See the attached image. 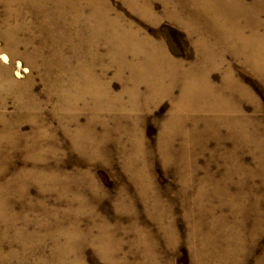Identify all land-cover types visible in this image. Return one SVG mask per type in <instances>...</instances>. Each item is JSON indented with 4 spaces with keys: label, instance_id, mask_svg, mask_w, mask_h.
<instances>
[{
    "label": "bare ground",
    "instance_id": "obj_1",
    "mask_svg": "<svg viewBox=\"0 0 264 264\" xmlns=\"http://www.w3.org/2000/svg\"><path fill=\"white\" fill-rule=\"evenodd\" d=\"M123 1L149 21L157 23L162 18H168L186 27L195 37L197 59L190 65L176 59L167 52L164 43L157 42L131 21H124V15L114 12L111 4L105 0H0V36L8 45L10 55L17 56L19 47L23 46L25 50L20 52L38 68H42L39 60H43L44 55L41 56L40 51L44 47L43 42L41 47H35L33 40L44 33L52 35L54 29L65 32L73 29L77 35L88 34L90 45L95 47L91 56L98 60L103 57L99 47L102 39L107 40L109 59L117 65L120 76L126 71L130 73L121 93H113L110 85L96 75L95 67L86 66L85 63L76 69L73 67L72 72L44 70L43 76L52 79V88L61 87V101L67 103L63 110L68 114L62 128L64 133L71 135L70 125L76 123L73 142L78 150L90 158L110 160L108 143L113 139L121 150H131L126 157L125 169L139 186L140 198L150 200H145L146 210L158 220L162 229L155 232L153 228L139 226L136 200L131 198L127 204L129 211L126 207L121 208L123 213L129 214L131 211L129 229H119V224L117 227L111 226L102 220L100 223L94 222L86 233L79 234L76 227L80 220L68 210L69 217L72 216L69 224L71 228L61 233L67 242L61 243L54 233L56 231L29 233V223L25 221L21 229H14L17 230L14 238L20 242V253L26 259L28 254L35 253V246H27L28 243L36 245L43 252L45 247L42 243L50 237L54 239V246L48 259L56 258V264H85L82 252L86 244L94 245L108 264H174L167 259L161 244L163 239L169 248L178 244L179 233L174 229L175 221L170 219V209L166 208L154 183L155 179L150 178L149 182L145 180L143 169L146 166H135L146 154V139L143 140L138 125L141 118L136 117L140 113L138 109L150 101L157 102L159 98L168 96L174 103L161 125L160 148L165 163L175 167L182 183L179 193L184 198L185 215L193 216L196 222L189 226L192 229L186 231L187 241L195 244L193 262L237 264L236 258H240L241 251L250 239L258 237L256 229L262 231L264 228V194L260 193L264 189V124L262 118L244 112L241 100L246 98L256 103V99L230 69L225 71L219 85L211 80V72L220 66L226 53H231L241 57L264 80V0H254L252 5L259 3L256 7H251L244 0ZM155 1L163 6L160 13L154 8ZM26 33H29L28 38L24 37ZM0 74L3 75L0 76L1 102L7 101L6 91L10 90L18 106L34 103L31 97L34 78L31 75L26 80L14 79L10 76L9 66H1ZM66 76L72 77L71 86L65 87ZM141 83L148 86L149 92L145 95L139 89ZM176 88H180L178 95L174 94ZM125 96L129 97L128 102ZM138 100L139 103L141 100L145 102L140 105L137 104ZM80 103L90 113L86 125L78 122V117L83 115L78 112ZM255 109L256 112L260 110L258 103ZM106 115H110L109 119L103 117ZM28 117L32 119L31 124L36 126L31 135L32 141L30 135L13 134L20 131L21 119L9 120L0 115V193H4L0 195V220L8 218L6 211L13 214L9 219L10 227L13 228L17 225L15 218H22L23 215L12 213L15 201L9 203L8 199L15 192L18 201H23L22 212L25 217L27 210L36 205L27 199L26 185L30 182L36 184L43 193L55 191L59 199L64 197L70 203L65 194L75 181L74 190L82 198L80 201L85 208L89 201L78 191V176L65 173L61 168L50 170L54 165L49 166L46 164L48 162L61 165L56 158L61 141L55 133H47L49 137L46 136L44 127H40L39 118L34 115ZM97 127H101L102 131H96ZM122 134H127L126 141H122ZM212 140L216 146L210 149ZM228 140L232 142L231 148L227 145ZM44 142L46 148L43 147ZM16 151L20 159L25 163L30 162L33 167L30 169L27 165L22 169H14L8 175V165L12 167L13 153ZM207 151L210 152L211 164L217 159L223 161L225 172L222 178H217L210 169H205L204 174L199 176L196 158ZM48 153L54 156H46ZM247 154L252 155V164L246 163ZM256 177H260V182L252 189L247 188L246 183ZM231 184L235 188L230 191L228 186ZM57 189L60 191L57 192ZM42 205L48 213L54 212L45 203ZM244 229H249L251 234L248 235V230L245 232ZM118 231L129 234V240L126 241L125 236L120 237ZM126 243L128 249H125ZM260 258L259 264H264V259Z\"/></svg>",
    "mask_w": 264,
    "mask_h": 264
},
{
    "label": "rangeland",
    "instance_id": "obj_2",
    "mask_svg": "<svg viewBox=\"0 0 264 264\" xmlns=\"http://www.w3.org/2000/svg\"><path fill=\"white\" fill-rule=\"evenodd\" d=\"M105 1H108L111 4L114 12L122 13L124 15V21H131L135 27L142 29L145 34L150 35L157 42L164 43L167 52L176 59L183 61L186 65H190L197 59L198 49L195 44V37L190 34L188 29L180 23L168 18H162L159 22L154 23L141 17L123 0ZM244 1L251 7L259 6L258 2L252 5L254 3V0ZM154 8L157 13H160L163 9V6L159 1H155ZM262 18L264 19V15L262 16ZM25 35V38L29 37V33H26ZM84 35L75 34L73 29H69L66 32L62 29H54L52 35H50L49 33H44L41 36L34 38L33 42L35 47H41V43L43 42L44 49L40 52L41 56H44L43 60H39V62L42 63V68H38L32 65V63H30L29 60H27L23 56L22 52H24L25 50L23 46L19 47V50L22 52L19 51L17 56L10 55V49L8 45L6 44L4 38L0 36V70L1 66H9L10 76L14 79L26 80L29 75L34 78V86L31 91V97L34 98V103L31 102V105L27 103L22 107L18 106L16 100L13 98V93L10 90H7V101L3 103L0 100V115L6 117L9 120L21 119L20 123L22 124L20 131L13 132V134L21 133L26 136L30 135L31 137V135L34 134L32 132L35 130L36 126H33V124H31L32 119L28 116L33 115L39 118L38 121L40 127H44L43 129L47 137L55 133L54 135H56L61 141L58 154H56V158L61 165L59 166V163L56 164L55 162H48L46 164H49V166L54 165L52 166V168H50V170H58V168H61V171H64L65 173L68 172V174L70 175L72 174L78 176V191L84 194L83 196L87 201L89 200L88 207L85 208L80 201L82 198L77 196V193L74 190L73 185L75 181L74 183L72 182L73 184L71 186V189H67L68 192L66 191L67 193L65 194L69 198L70 203L67 202L68 199H65L64 197L59 199L58 193H56L55 191L43 193L42 191H40V188L36 184L30 182L28 185H26L28 189L27 199L31 201V204L36 205L35 208L27 210L24 217V214L22 212V210L24 209V206L22 204L23 201H18L17 196L14 192L12 194V197H9L8 199L9 203L15 201L13 203L14 210L12 211V213H17V215L23 216L22 218L19 216V218H15L17 222L16 228L10 227L9 223L10 216H12L13 214L6 211L8 218L5 221L0 220V264H56L58 262L56 258L48 259V256L50 255L51 250L54 246V239L50 237L46 238L45 243H42L45 247L43 252L39 251V247H36V245L28 243L27 246L32 245V248H34L35 246V248L33 249L35 250V253L28 254L27 259L22 253H20V242L19 240L14 238V234L17 231L14 229H21L25 221L29 223V228H27L29 233L44 234L48 233L47 231H51L50 233L56 231L54 233L57 234L60 242L65 243L67 242L66 237L61 233L67 232L68 228H71L69 227V224L70 218H72V216L79 218L80 220L78 224L75 223L77 224L76 228L79 234L80 232L86 233L88 229H91L90 226H92L94 222L100 223L103 221H107L111 226L116 227L119 224V229H129L128 226L130 225L132 218V216L130 215L131 211L129 212V214L128 212L123 213L121 211V208L126 207L127 211H129V205H127L129 199L135 198V208L137 213L139 214V226L148 227L150 229L153 228L155 232H158V229L160 228L158 220H155L156 218H152V216L146 210V201L150 202V200L145 199V201L140 198L139 186L131 177L130 172L125 169L126 157L128 153L131 152V150H121L122 148H120V146L113 139L108 143V147L110 146L109 150H111L110 160H107L103 157L90 158L74 146L73 140L75 136L73 134L77 127L76 123H72L70 125V128L72 129L71 135H67L66 133H64L65 131L62 128L64 120L67 119L68 115L63 110V107H66L67 103H63L61 101V87L57 86L55 89L52 88V79L49 80V78L47 79L43 76L44 70L48 71V69H51L54 73L63 71L72 72V70L76 69L79 65L85 63L86 66L91 65L95 67L96 75H99L104 82H107L110 85L112 92L116 94L121 93L124 90V87L127 85V81L125 80H127L130 75L129 71H126L123 75L124 77L120 76L117 65L114 64L111 59H109L107 53L108 44L106 39H102L103 45L101 44L99 46L100 52L103 55L102 60L93 59V57L91 56V52L95 50V47L90 45L89 39L87 37L88 34L85 36ZM50 51H52L53 53H51ZM31 53H34L35 55V52ZM47 55H51L52 57H48ZM36 56L37 54L35 55V57ZM53 58L54 61L52 62ZM35 59L36 58H34L33 60ZM227 69H230L232 71L233 76L238 79L244 87L252 91L255 96L256 103L259 104L260 110L256 112L255 100L251 101L244 98L243 100H241L244 112L248 115H257V117H259L260 119L262 118L261 121L263 120L262 123L264 124V80L256 72H254L241 57H238L231 53H226L220 66L214 68L211 72V80L214 82V84L219 85L222 82L223 75ZM0 76L3 75L0 74ZM64 80L66 82L65 87L71 86L73 82L72 77L66 76ZM141 84L142 85L139 86V89L140 91H142L141 93L145 95L149 92L148 86H146L144 83ZM179 93L180 88H176L174 94L178 95ZM128 99L129 97L125 96L126 102H128ZM144 102L145 101H143V103ZM138 103L139 100L137 101V104ZM141 103L142 100L139 104L141 105ZM173 103L174 101L171 97L165 96L159 98L157 102L150 101L145 107H141L140 109H138L140 113H137L136 117L141 118L140 124L138 125L141 129V136L143 140L146 139L144 141V153L146 154H144V157L141 161L135 163V166H138V168H141L143 165L146 166L148 170L146 168L145 170L143 169L144 173H146L145 175L147 176H145V180H148L149 182L150 178H152L153 180L155 179L154 183L159 190L160 196L162 197L166 208L170 209V219L172 218L175 221L174 229H177L179 233V239L177 241L178 244L176 243L177 245H175L174 248H172V246L171 248H169L170 246L167 247V245L164 244V239L162 240L163 243L161 244V249L166 252L167 259L172 260L174 264H194L193 252L195 250V244L189 243L187 241L186 231L187 229H192V227L189 226L195 225L196 222L193 216L188 217L185 215L183 203L184 198L179 193V190L182 187V183L179 179V175L176 172L175 167L171 164L168 165L165 163L160 148L162 147V144L160 143L162 134L161 125L164 119L167 117ZM87 104L88 102H86V105ZM78 112L83 114L80 116V118L78 117L79 124L86 125L90 113L86 108H84L83 103H80ZM103 117L105 119H109L110 115H106ZM96 131H102L101 127H97ZM122 139V141H126L127 134H122ZM30 140L32 141V137ZM43 144V147L46 148L45 145L47 144L45 142ZM227 145L229 148H231L232 142L228 140ZM209 146L210 149L215 148V141L212 140L209 143ZM18 151L13 153L14 163L12 167L8 165V175H10L11 170L14 169H22L27 165V167L30 169L33 167L30 162H26V164L24 160L20 159L21 157L19 156ZM208 152L209 151L201 153L200 155L198 154L197 156L199 157L196 156V164H198V170L200 169L199 176H202L204 174L205 169H210L217 178H222L225 172V165L223 161L221 159H217L211 164V162H209L210 152ZM50 154L51 153H48L46 156H50ZM145 156L148 158H146ZM245 160L246 163L252 164V155L247 154ZM80 174L83 176V178ZM20 182L22 183V180ZM20 182L19 184H21ZM259 182L260 177L253 178L250 182L246 183L247 188L252 189L254 185H257ZM234 188L235 187L232 186V184L228 186V189L230 191ZM83 189L85 191H83ZM56 191L59 192L60 189H57ZM2 193L3 192H1L0 195ZM260 193L264 194V189H261ZM189 197H191V194L189 195ZM39 201H42L47 206L52 208L51 210L54 212L48 213L45 210V206L42 205L43 203L40 204L38 203ZM149 202H147L148 206L150 205ZM68 210L73 213L71 217H69ZM89 221L91 225L88 224ZM165 222V224L167 225L168 221L166 220ZM244 230L245 232L248 230V235L251 234V231L249 229ZM260 230L261 229H256V232H259V235H257L258 237L256 236L257 238L255 239L252 237L246 245V248L241 251V259L239 257L238 259L236 258L238 262L237 264H259V260L261 259L260 257L264 259V228L262 229V231ZM122 232L123 231H118L117 234L120 237L125 236L126 241L129 240V234L124 235ZM83 248L84 249L82 253L83 257L85 256V264H108L105 259L100 257L97 248L94 245L86 244V246H83ZM128 248L129 245H127L126 243L125 249Z\"/></svg>",
    "mask_w": 264,
    "mask_h": 264
}]
</instances>
